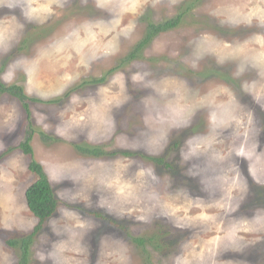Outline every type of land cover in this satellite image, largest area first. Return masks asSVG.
Segmentation results:
<instances>
[{"label": "rangeland", "instance_id": "1", "mask_svg": "<svg viewBox=\"0 0 264 264\" xmlns=\"http://www.w3.org/2000/svg\"><path fill=\"white\" fill-rule=\"evenodd\" d=\"M0 79L29 97L0 92V264L33 159L59 206L27 264H264V0H0Z\"/></svg>", "mask_w": 264, "mask_h": 264}, {"label": "trees", "instance_id": "2", "mask_svg": "<svg viewBox=\"0 0 264 264\" xmlns=\"http://www.w3.org/2000/svg\"><path fill=\"white\" fill-rule=\"evenodd\" d=\"M181 18H182V13L179 14L177 17L167 19L164 22H160V23L150 22L146 36L135 45L134 49L127 55L126 60H128L129 58L131 59L137 57V55L140 53L142 48L146 46L147 43H149L156 34L167 31L173 27H176L181 21ZM104 79L105 78L103 77L100 79H95L93 81L96 82L103 81ZM0 92L10 93L14 95L23 102V105L25 107H28L27 100L29 99V97L25 93L23 86L14 83L7 84L0 79ZM44 136L47 137L45 134ZM31 137L32 134L30 133L26 138V140H24L21 145L28 152L33 154V150L29 145ZM79 148L83 152L91 153L94 155L105 153L99 147L89 148V147L79 146ZM153 159L159 163L165 164L166 166H171V164L168 163L164 157H154ZM31 164L32 167L35 166V168L33 167V169L34 171H36L39 177L32 184L28 186L25 192V196H26L28 208L38 218V223L35 225L34 230L30 234L21 237L20 239L9 238L7 240V243L11 246H18V245L20 246L22 251L20 264H27L29 258L30 245L34 240L35 235L38 234L45 227L48 220L56 213L59 206V200L56 196V193L52 187V184L46 172L35 159H33ZM119 225L123 227L121 224ZM149 239L151 238H146V237L135 238V240L139 244H144Z\"/></svg>", "mask_w": 264, "mask_h": 264}]
</instances>
